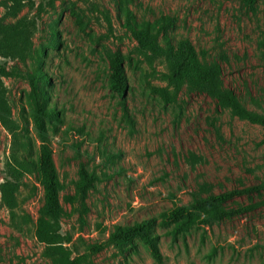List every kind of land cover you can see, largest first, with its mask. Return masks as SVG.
Returning a JSON list of instances; mask_svg holds the SVG:
<instances>
[{
  "label": "rangeland",
  "instance_id": "1",
  "mask_svg": "<svg viewBox=\"0 0 264 264\" xmlns=\"http://www.w3.org/2000/svg\"><path fill=\"white\" fill-rule=\"evenodd\" d=\"M0 0L3 25L6 16ZM18 18L34 22L33 57L2 59L6 96L20 134L37 161L40 139L29 100L27 70L42 74L48 140L61 184V234L85 264H264V127L241 120L206 94L177 89L168 55L150 67L128 24L151 25L160 46L189 39L200 59L222 66L224 81L250 110H264V0H54ZM171 20H174L172 23ZM120 54L126 91L113 90L109 57ZM166 89V101L158 90ZM252 98V100H251ZM12 136L0 125V186ZM88 176L83 182L81 172ZM13 214L0 192V264H53L37 238L44 187L38 173L23 177ZM84 183V184H83ZM251 186L260 194L231 207L255 210L175 235L162 215L211 194ZM156 218L161 260L141 239L107 244L117 227ZM203 218V216H202ZM103 246L99 252L92 247Z\"/></svg>",
  "mask_w": 264,
  "mask_h": 264
},
{
  "label": "trees",
  "instance_id": "2",
  "mask_svg": "<svg viewBox=\"0 0 264 264\" xmlns=\"http://www.w3.org/2000/svg\"><path fill=\"white\" fill-rule=\"evenodd\" d=\"M53 1L42 0L39 12ZM242 1L249 7L255 6L258 2V0ZM2 4L7 9L6 16L17 20L5 25L1 23L4 19L0 20V58L16 59L25 63L33 57L31 37L35 26L34 22L27 17H18L26 6L34 8L35 0H4ZM170 21L174 22L171 19ZM128 26L138 44V50L143 54L150 67H154L156 60L165 55L171 58L172 73L164 76L170 85L177 89L185 87L190 93L206 94L219 106L230 109L239 119L264 127V110L257 111L247 108L236 92L226 86L222 66L216 62L202 61L189 39L180 41L177 46L169 44L167 48H163L160 46L158 33L152 32L151 25L138 26L129 23ZM109 61L113 78L111 87L116 92L123 94L126 91V86L122 58L120 54L115 53L110 55ZM6 74V66L0 63V125L12 136L11 153L6 165L7 175L0 186L2 203L13 214L17 206L16 196L23 184V177L36 171L45 191L43 215L38 220L36 231L39 241L46 245L45 256L53 264H85L86 257H73L72 252L64 245V241L70 242V239H65L60 233L62 215L60 192L62 189L48 140L46 121L53 114L51 110L47 109V98L40 87V84L44 82L42 74L30 70L18 73L30 87L28 97L33 107L35 127L41 142L37 161L21 157L22 151L31 150V143L28 138L24 140L26 137L20 134V126L14 119L3 82V77ZM158 92L164 100H171L166 89H160ZM81 175L83 182L89 183V178L84 171L81 172ZM255 193L260 194L261 187L251 186L211 194L196 199L188 205L172 209L164 213L162 218L164 223H173L172 232L179 235L199 223L221 221L254 211L256 207L254 203L236 208L230 205L237 198L243 196L251 198ZM156 223V218H149L124 228L117 227L109 236L107 244H113L122 249L125 245L131 244L135 238H139L152 249L157 260L160 261L161 255L152 234ZM102 248L103 246H95L91 250L99 252Z\"/></svg>",
  "mask_w": 264,
  "mask_h": 264
}]
</instances>
